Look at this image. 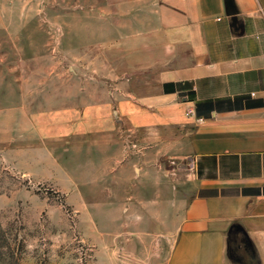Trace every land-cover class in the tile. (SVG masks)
<instances>
[{"label":"crops","instance_id":"0c3cea01","mask_svg":"<svg viewBox=\"0 0 264 264\" xmlns=\"http://www.w3.org/2000/svg\"><path fill=\"white\" fill-rule=\"evenodd\" d=\"M74 7L64 54L96 68L60 139L88 264H264V0Z\"/></svg>","mask_w":264,"mask_h":264},{"label":"rangeland","instance_id":"374dc122","mask_svg":"<svg viewBox=\"0 0 264 264\" xmlns=\"http://www.w3.org/2000/svg\"><path fill=\"white\" fill-rule=\"evenodd\" d=\"M77 1L0 0V264H79L81 246L90 258L65 200L60 139L66 81L96 68L64 54L77 46L63 33Z\"/></svg>","mask_w":264,"mask_h":264},{"label":"built area","instance_id":"2783aa9c","mask_svg":"<svg viewBox=\"0 0 264 264\" xmlns=\"http://www.w3.org/2000/svg\"><path fill=\"white\" fill-rule=\"evenodd\" d=\"M86 257H87V254H86V249L81 246L80 247V255H79V264H86Z\"/></svg>","mask_w":264,"mask_h":264}]
</instances>
